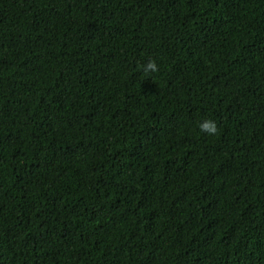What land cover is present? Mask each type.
<instances>
[{"label": "trees", "instance_id": "trees-1", "mask_svg": "<svg viewBox=\"0 0 264 264\" xmlns=\"http://www.w3.org/2000/svg\"><path fill=\"white\" fill-rule=\"evenodd\" d=\"M0 264H264V0H0Z\"/></svg>", "mask_w": 264, "mask_h": 264}, {"label": "clouds", "instance_id": "clouds-1", "mask_svg": "<svg viewBox=\"0 0 264 264\" xmlns=\"http://www.w3.org/2000/svg\"><path fill=\"white\" fill-rule=\"evenodd\" d=\"M142 71L146 74L156 73L159 71V66L155 60H149L146 64L142 65ZM198 128L201 133H204L208 136H216L219 134V127L215 120L205 119L198 122Z\"/></svg>", "mask_w": 264, "mask_h": 264}]
</instances>
